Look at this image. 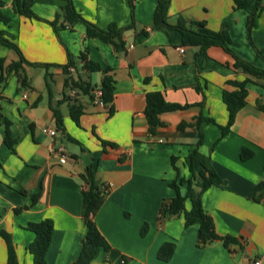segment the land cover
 <instances>
[{"label": "crops", "instance_id": "0c3cea01", "mask_svg": "<svg viewBox=\"0 0 264 264\" xmlns=\"http://www.w3.org/2000/svg\"><path fill=\"white\" fill-rule=\"evenodd\" d=\"M3 1L0 12L8 22L0 20V31L29 63L24 70L31 85L18 91L12 75L0 85V113L10 122L14 142L12 152L0 119V231L10 235L18 263L33 264L26 250L34 239L28 225L44 219L54 224L46 264H71L77 258L85 235L81 174L91 164L96 183L109 185L94 220L111 249H98L90 264L124 260L127 264H264V191L257 192L258 200L251 197L264 182V111L257 107L258 101L264 105V81L249 77L246 104L221 136L228 120L222 91L233 90L228 80L247 77L234 69L235 58L264 70V0L250 31L246 22L253 5L233 10L232 0L169 1V26L204 21L212 31L226 29L233 56L218 46L202 53L197 46L185 45L174 28L154 29L156 0H137L133 14L129 0H72L84 20L99 29L133 24L122 33L125 51L121 53L112 44L87 38L83 22L55 31L47 22L58 16V24L62 22L64 0H32L30 10L40 20L15 13L13 0ZM82 53L110 69L107 75L115 82L111 114L78 88L64 86L62 66L70 56L76 63L68 69L72 78L90 83L93 91L100 87L103 74L83 69ZM0 59L8 65L19 55L0 44ZM40 70L44 77L36 84ZM153 91L161 92L169 103L189 106L162 113L161 125L150 135L144 109L146 94ZM50 104L62 114L64 132L57 129ZM72 106L81 109L77 123L70 113ZM196 117L214 121L201 124L203 140L193 165L199 169L200 156H208L221 179L204 191L201 201L216 233L238 241L228 247L221 241L198 246L197 226H185L181 216L158 219L161 204L175 195L170 187L176 179L172 158L179 176L189 177L185 158L198 133L180 125ZM45 127L55 128L56 136L44 133ZM60 147L68 155L65 164L58 161ZM243 148L252 151L251 158L241 160ZM181 191L185 192L184 186ZM165 242L175 244L166 262L157 257ZM6 258L0 237V264Z\"/></svg>", "mask_w": 264, "mask_h": 264}, {"label": "trees", "instance_id": "16d2710c", "mask_svg": "<svg viewBox=\"0 0 264 264\" xmlns=\"http://www.w3.org/2000/svg\"><path fill=\"white\" fill-rule=\"evenodd\" d=\"M66 1L65 5L61 8L62 22L58 24L59 16L52 22H47L55 31L72 27L77 22H83L85 24V32L87 38H97L105 43L112 44L117 53L125 51V43L122 40V33L126 29L133 27V24L126 28H119L115 24H110L106 29H99L94 24L84 20L82 15L75 10L72 0ZM137 0H129L131 13L133 14L134 5ZM170 0H156V5L153 14V27L154 29L162 30L164 27L174 28L179 31L182 37V42L185 45L197 46L200 52L205 51L213 46L222 47L226 52L232 55L229 48L230 37L226 29L215 32L206 27L204 21H192L188 26L184 24H177L176 26H169L167 24V9ZM32 0L22 1L13 0L12 6L15 13L25 16L29 19L40 20L32 11L30 6ZM233 10H246L253 5V11L250 17L247 19L246 27L250 31L255 23L256 17L262 10L261 0H232ZM4 5V1L0 0V8ZM0 20L7 24L8 19L0 12ZM4 33L0 31V44L14 49L19 59L16 62H11L8 65L4 64V60L0 59V85L3 86L10 75L14 76L17 81L18 91H24L31 89L29 80L25 74L24 65H28L22 55L20 54L16 45L9 42L4 36ZM233 56V55H232ZM68 63L62 66V69L66 75L64 86L79 89L85 95H89L91 101H94L93 87L90 83L77 79L74 80L68 70L69 67H75L76 63L68 56ZM82 67L88 72H101L103 78L101 85L98 88L101 91L100 99L104 102L105 106L109 110V114L112 113L110 104L113 101L114 96V80L107 75L110 70L108 67H102L97 63H94L87 59L86 55L82 53L80 55ZM48 66V65H43ZM234 69L240 70L247 77L243 80L237 78L228 80L226 84L233 88V90L222 91V100L226 105L228 112V120L224 127L221 128V136L227 134L235 121L237 112L243 108L246 104V97L248 94L247 85L252 82L251 78H256L264 81V70L257 69L250 64L235 58ZM251 77V78H249ZM147 81V79L145 80ZM264 88V83H262ZM146 104L144 109V115L148 125V133L154 134L155 129L161 125L159 116L165 112H173L181 110L189 105H180L175 103H169L165 100L163 94L159 91L148 92L146 94ZM257 107L264 111V105L257 102ZM52 114L55 120V124L58 130L64 132L62 114L50 104ZM72 119L77 123L78 117L81 113V109L78 106H72L70 109ZM0 119H3L5 124V143L7 147L13 150V140L10 139L9 126L10 122L4 119L0 113ZM213 119L196 117L192 123H182L180 128L190 126L198 133V141L194 147L189 151L185 158V163L189 172L188 178L179 176L178 169L174 165V158H172V166L176 171V179L170 184L175 195L164 201L158 212V219L165 221L174 217H182L185 226L196 225L197 226V245L200 247L206 246L214 241H221L224 246L228 247L230 243H237L238 241L231 236H221L216 233L214 222L212 218L204 211L202 207L201 197L205 190L214 184H220L221 179L210 164L208 156H200L199 169H196L193 165V160L198 154V149L202 144L203 133L201 131V124L213 123ZM115 146L113 143H103ZM252 151L243 148L240 152L241 160H247L252 157ZM83 181L82 190V221L85 227V235L81 242V248L77 258L71 264H90L94 259L98 249L109 251L111 248L107 244L104 237L99 232L96 223L95 215L104 203L106 194L109 191V185H98L95 181V168L90 164L81 174ZM185 188V192L181 191V187ZM103 188H108L104 191ZM264 191V182L258 184L255 188L252 199H256L257 192ZM258 200V199H256ZM35 201V198H34ZM188 205V207H187ZM29 229L34 233L33 241L27 246V252L32 256L33 264H46V252L49 248L52 232L54 228L53 221L50 219H44L37 223H30ZM146 231V225L142 227V234ZM0 237L3 238L6 244L7 258L5 264H19L15 247L12 243L11 237L5 231H0ZM175 244L172 242H165L160 246L157 252L159 260L168 261L174 252ZM122 264H127L124 260Z\"/></svg>", "mask_w": 264, "mask_h": 264}, {"label": "built area", "instance_id": "2783aa9c", "mask_svg": "<svg viewBox=\"0 0 264 264\" xmlns=\"http://www.w3.org/2000/svg\"><path fill=\"white\" fill-rule=\"evenodd\" d=\"M180 52H183V49H180ZM94 95V103L99 107H106L104 102L100 99L101 91L99 89H95L93 91ZM43 132L48 134L51 138L56 136V129L53 127H45ZM56 154L58 156V161L60 164H65L68 160V155L66 154L63 147H60L56 150ZM104 191H107L108 188H103ZM253 264H260L259 261H255Z\"/></svg>", "mask_w": 264, "mask_h": 264}, {"label": "rangeland", "instance_id": "374dc122", "mask_svg": "<svg viewBox=\"0 0 264 264\" xmlns=\"http://www.w3.org/2000/svg\"><path fill=\"white\" fill-rule=\"evenodd\" d=\"M44 70H40V73H41V75L40 74H38L36 77H34L35 78V83L37 84L38 82H41V79L44 77L43 75H44Z\"/></svg>", "mask_w": 264, "mask_h": 264}]
</instances>
